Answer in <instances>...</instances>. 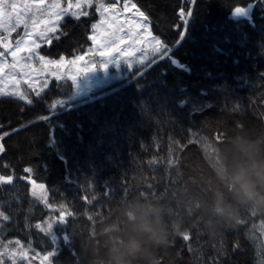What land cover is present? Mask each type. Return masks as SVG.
<instances>
[{
	"label": "trees",
	"instance_id": "trees-1",
	"mask_svg": "<svg viewBox=\"0 0 264 264\" xmlns=\"http://www.w3.org/2000/svg\"><path fill=\"white\" fill-rule=\"evenodd\" d=\"M132 1L166 43L163 55L58 108L53 103L67 96L62 82L28 104L0 97V135L12 133L3 140L0 174L16 177L0 186V211L9 216L0 218V241L20 240L42 255L55 247L53 264H107L113 244L133 238L144 252L132 264H264V213L219 178L249 151L264 159V0ZM237 6L250 7V18L233 17ZM182 8L193 13L186 26L177 16ZM97 19L94 8L80 20L67 17L66 35L43 53L84 51ZM188 129L204 143H188ZM153 158L158 163H146ZM25 168L46 185L50 203L75 212L54 226V246L34 225L57 213L20 179ZM83 195L97 198L86 205ZM141 214L165 225L167 244L133 231ZM229 214L237 219L229 223Z\"/></svg>",
	"mask_w": 264,
	"mask_h": 264
},
{
	"label": "snow or ice",
	"instance_id": "snow-or-ice-1",
	"mask_svg": "<svg viewBox=\"0 0 264 264\" xmlns=\"http://www.w3.org/2000/svg\"><path fill=\"white\" fill-rule=\"evenodd\" d=\"M45 0H38L37 2H26L22 4H18L16 2L9 3L8 0H0V32L6 33V35H0V48L3 51H0V58L4 60L7 59V56H11L13 60V64L11 65V69H15L17 64L20 63L21 60L28 61L31 60L32 57L38 56L41 62H45L48 64H56L57 66L63 65V58L60 61H46L45 57L39 56V54L35 51V49H39L41 44L38 41H43L45 45H50L52 39H59L60 35H66V33L62 32L61 25L65 17H71L75 20H80L82 17H86L89 15V12L86 10L92 6V0H77L75 4L72 3V0H68L67 7L61 8L59 2L47 5L45 7H41L44 5ZM196 3V0H190V4ZM118 5L121 8L120 15L123 13H134L130 16L125 17L123 20L117 24L118 17L116 15L111 16L112 23L108 25L109 28L114 27V31L108 33L107 37L103 40L98 38L95 34L97 30L104 23L101 24H93L91 26L92 35L88 37L95 45H96V53L98 54L96 60H86L84 55L78 56L76 59L71 61L72 65H77L79 62H83V64L79 67H76L75 74L69 77L68 79L72 82L76 81L78 77L88 73L95 71L97 67L107 68L110 63L121 62L120 57H124V62L129 64V67H132L135 63H151L153 60L158 58V55H163L164 51H167V46L164 41H162L159 37L153 35L151 32V21L150 17L141 10L135 3H132V0H123L121 4V0H113V3L105 7L104 5H100L96 8L97 12H100L101 9H104V12H116ZM77 9L78 11H70V9ZM49 9H52L49 12ZM7 10V11H6ZM234 11L236 13H242L246 11L245 6H237ZM31 13L28 17L31 25L33 26V30L29 31V23L25 21V16ZM37 14L39 17L43 19H37ZM193 13L191 11H187L185 9H181L178 11L177 16L186 26L188 18ZM52 17L55 19L53 20ZM43 23L46 27L44 29H39L38 25ZM178 27V26H176ZM23 28V32H19V30ZM12 33H18V37L15 41V46L8 40V37L12 35ZM49 33H52V36H49ZM103 36V33H101ZM31 39V44H28L27 41ZM129 41L126 47H121L124 45L125 41ZM151 44V54L149 55L148 50L142 45ZM21 52H27L26 56L18 57V54ZM137 53H140L137 56ZM7 54V55H6ZM98 60V62H97ZM4 71L3 67H0V73ZM24 76H28V72L23 73ZM14 83L12 84V88L17 89L19 87L20 81L16 80V77H12ZM56 79L63 80V76H57ZM26 86L29 88L30 92L33 94L30 96L28 93L18 90H8L6 91L3 86V81L0 80V97H8L23 101L25 104L31 103L34 98L42 95L47 88V81L39 88H33L31 84L24 81ZM23 111V109H21ZM20 131L19 128L16 129ZM188 143H204L202 138L197 133L195 139L192 137V129H188ZM11 132H4L0 135V155H3L6 152L5 144L3 140L5 137L11 135ZM220 137L217 136V140ZM142 148H145V145L142 144ZM156 151L159 152V147H156ZM163 161H160L162 163ZM149 165H153L158 163L155 158L150 161H147ZM175 163L171 156L168 159V164L171 166ZM5 167H8L5 165ZM25 173L27 174L20 179H24L29 185L34 186L35 188L40 189V195L37 196L36 192L33 190L32 195L36 197L46 208L51 211H55L57 213L56 216L46 219L43 223L37 222L34 227L38 230V233L43 234L45 237L51 238V243L54 246L56 243V236L53 234L54 226H58L61 224H66L68 222V218H74L75 212L72 210L71 205L68 203H61L58 206L49 202L46 185L43 183L37 184L36 180L32 178L33 169L25 168ZM16 177L12 174L3 175L0 174V186L5 184H12ZM151 187V185H149ZM97 197L95 195L92 196L91 199L87 195H83L81 197L82 201L86 205H90ZM247 214V213H246ZM254 215V214H252ZM0 218L3 221H8L9 216L5 215L2 211H0ZM90 219V217H87ZM246 221L243 220L244 224ZM264 223V221H261ZM184 241H189L191 239L190 232H186L180 235ZM11 243V241L9 242ZM15 244L19 246L21 249L19 253V259L22 261H28V251L29 249L25 248L24 244L21 243L20 240H16ZM238 247V244L235 245ZM58 254L55 247H52L50 251H47L45 255H43V259L40 264H53V259ZM7 256L10 260H12V264H16V260L13 259L17 256L16 249L9 250L7 245H4L3 249L0 250V264H4L3 257ZM35 257H38V253H34Z\"/></svg>",
	"mask_w": 264,
	"mask_h": 264
},
{
	"label": "rangeland",
	"instance_id": "rangeland-1",
	"mask_svg": "<svg viewBox=\"0 0 264 264\" xmlns=\"http://www.w3.org/2000/svg\"><path fill=\"white\" fill-rule=\"evenodd\" d=\"M9 3L16 2L18 4L26 3V2H37L38 0H8ZM59 2L61 5V8L67 7L68 0H45L44 5H41V7H45L47 5H51L54 3ZM77 0H72V3L75 4ZM81 3H83V0H81ZM113 3V0H92V6L90 8H87L86 10L89 12L91 8H96L100 5H104L105 7L110 6ZM123 3V0H121V4ZM132 3H134L132 1ZM7 11V10H6ZM52 9H49V12H51ZM70 11H78L77 9L73 8L70 9ZM121 8L118 5L116 12H104V9L102 8L100 12H97L98 19L93 24H101L103 21L104 23L102 26L97 30L95 33L98 38L104 39L107 37L108 33L111 31H114L113 28H109L108 25L112 23L111 16L116 15L118 17L117 24L120 23L121 20H123L125 17L130 16L134 13H123V15H120ZM250 7L246 9L245 12L242 13H236L233 10V17H237L238 15L250 18ZM31 15L29 13L25 16V21L29 23V31L33 30V26L31 25L28 17ZM37 19H43L42 17H39V14H37ZM67 17L64 18V20ZM54 20L55 18L52 17ZM63 20V22H64ZM46 26L43 23H40L38 25L39 29H44ZM19 32H23V28L19 30ZM152 32V31H151ZM101 33H103V36H101ZM92 31L90 35H92ZM0 35H6V33L0 32ZM52 33H49V36H52ZM154 35V34H153ZM18 37V33H12L10 37H8V40L13 45V48L15 46V41ZM41 44V47L39 49H35V51L39 54V56L45 57L46 61H60L61 58H63V65L57 66L56 64H48L45 62H41L38 58V56H33L31 60L24 61L21 60L19 64H17L16 68L13 70L11 69V65L13 64V60L11 56H7V59L4 60L3 58H0V67H3L4 71L0 73V80L3 81V86L6 91L8 90H18L28 93L30 96L33 94L30 92L29 88L26 86L24 81H27V83L31 84L33 88H39L44 83V81H47V88L48 90L53 82H62L63 83V92L67 94V96H62L58 98L53 103V108H58L61 106L66 105L68 102L76 101L78 99L84 98L89 96L95 91H98L102 88H105L106 86H109L110 84H113L119 80L127 79L130 73L134 70H136L138 67L142 66L141 63H135L132 67H129V64L127 62H124V57H120L121 62L119 64L117 63H110L107 68L104 67H97L95 71L88 72L80 77L77 78L76 81L72 82L68 78L75 74L76 67H79L83 64V62H79L77 65H72L71 61L76 59L80 55H84L86 60H96L98 54L96 53V45L91 41L89 45L85 48L84 51L71 56L67 57L65 55H61L57 58H52L47 56L44 50L48 47V45H45L43 41H38ZM28 44H31V39L27 41ZM129 41H125L124 45H121V47H126L128 45ZM142 47L146 48L148 50L149 55L151 54V44H145L142 45ZM0 51H3L2 48H0ZM7 55V54H6ZM27 52H21L18 54V57L26 56ZM140 53H137V56H139ZM98 62V60H97ZM28 72V76H24L23 73ZM15 76L16 80L20 81L19 87L17 89L12 88V84L14 83L12 77ZM57 76H63V80L56 79ZM70 83V84H69ZM45 90V91H46ZM34 98V97H33ZM39 184V183H37ZM47 189V188H46ZM31 190L35 191L37 196L40 195V189L35 188L32 186ZM48 195V190H47ZM36 198V197H35ZM54 232V231H53ZM56 238L58 239V235L55 234ZM56 239V240H57ZM4 245H7L9 250L16 249L17 256L13 259L16 260V264H40L41 260L43 259V255L33 251L31 248L26 247L29 249L28 251V261H22L19 259V253L21 249L19 246L15 244V241L9 243H4L0 241V250L3 249ZM34 253H38L39 256L35 257ZM4 264H12V260H10L7 256L3 257ZM47 264V262H45Z\"/></svg>",
	"mask_w": 264,
	"mask_h": 264
},
{
	"label": "clouds",
	"instance_id": "clouds-1",
	"mask_svg": "<svg viewBox=\"0 0 264 264\" xmlns=\"http://www.w3.org/2000/svg\"><path fill=\"white\" fill-rule=\"evenodd\" d=\"M219 178L230 187L242 204L264 213V159L259 158L258 151H249L245 162L232 171L220 175ZM217 208L218 205L214 206L213 210ZM158 211L156 210V214ZM226 219L231 223L237 219V216L229 214ZM133 231L156 245L168 243V231L165 225L159 220L152 219L149 214L135 217ZM143 252V243L138 239L133 238L124 243L117 240L109 249L110 261L107 264H132V260L139 258Z\"/></svg>",
	"mask_w": 264,
	"mask_h": 264
},
{
	"label": "water",
	"instance_id": "water-1",
	"mask_svg": "<svg viewBox=\"0 0 264 264\" xmlns=\"http://www.w3.org/2000/svg\"><path fill=\"white\" fill-rule=\"evenodd\" d=\"M175 65H178L177 62H175Z\"/></svg>",
	"mask_w": 264,
	"mask_h": 264
}]
</instances>
